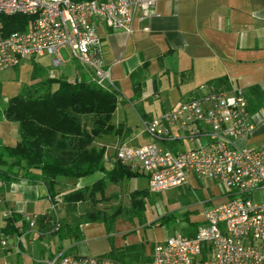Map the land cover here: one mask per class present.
Segmentation results:
<instances>
[{"label":"built area","instance_id":"built-area-1","mask_svg":"<svg viewBox=\"0 0 264 264\" xmlns=\"http://www.w3.org/2000/svg\"><path fill=\"white\" fill-rule=\"evenodd\" d=\"M158 1L0 0V16L28 17L21 30L5 33L0 25V71L42 56H48L54 67L63 66L60 49L67 48L70 58L89 70L97 84L117 89L110 67H104L99 58L98 27L130 33L136 21L155 14ZM69 80L74 83L79 78ZM143 127L151 142L138 146L99 143L103 161L139 165L151 192L184 185L195 175L212 180L224 196L203 211L194 236L175 234L157 241L148 264H264V200L252 197L254 191L264 189V139L258 145L241 143L253 129L244 91L207 90L165 109ZM174 127L190 146L171 150L159 144L176 138ZM2 214L7 217L11 211ZM33 223L30 220L29 225ZM58 227L55 216L53 229ZM23 236L19 234L17 240L23 242ZM7 238L0 239L2 246ZM43 264L127 263L106 255L63 251Z\"/></svg>","mask_w":264,"mask_h":264},{"label":"crops","instance_id":"crops-1","mask_svg":"<svg viewBox=\"0 0 264 264\" xmlns=\"http://www.w3.org/2000/svg\"><path fill=\"white\" fill-rule=\"evenodd\" d=\"M98 33L100 61L110 67L120 94L112 120L122 126L120 135L107 136L100 143H149L153 139L144 131L145 121L179 102L198 98L207 90L234 88L244 91L253 122L251 133L241 143L258 145L264 139V0H159L155 14L136 21L130 33L104 25H99ZM77 72L75 63L72 76L67 78L72 79ZM133 73L137 97L131 80ZM49 75L56 77L51 71ZM26 83H31V72ZM172 134L175 139L159 144L171 150L191 145L180 138L177 128H172ZM144 136L149 141L141 140ZM0 140L14 146L19 140L17 124L1 119ZM113 165L104 162L107 169ZM126 166L139 173L133 178H145L147 187V177L140 166ZM92 175L96 176L95 181L102 176L99 172L87 176ZM87 176L78 178L76 184L68 178L58 179L56 195L50 200L41 182L22 179L8 186L0 182V239L8 235L6 245L0 244V264H43L63 251L106 255L112 245L124 246L108 242L110 232L103 222L81 223L75 236L53 231L55 216L60 224H65L81 214L77 206L75 211L66 210L61 188L87 186ZM190 182L193 175L188 178ZM6 210L18 216L12 227L6 225L2 214ZM201 218L202 214L194 221ZM30 220L34 221L31 226ZM189 221L193 222V215ZM21 233L23 242L17 240ZM140 264H146L145 259Z\"/></svg>","mask_w":264,"mask_h":264},{"label":"trees","instance_id":"trees-1","mask_svg":"<svg viewBox=\"0 0 264 264\" xmlns=\"http://www.w3.org/2000/svg\"><path fill=\"white\" fill-rule=\"evenodd\" d=\"M27 20L28 17L23 15L0 16V25L5 33H9L23 29ZM76 65L78 72L75 76L79 80L72 83L65 76H50L45 66L32 61L31 83L23 84L19 93L10 97L3 109L0 108V120L16 123L19 136L14 146L5 145L0 140V182L5 186L22 179L41 182L53 199L58 179H78L95 172L102 174L92 184L62 195L67 211H75L79 203L91 202V207L79 216H72L70 223L60 224L59 221L55 230L52 222L53 231H65L70 236L79 234L81 223L93 221L103 222L107 232H111L116 213L97 209L95 203L104 199L107 182L118 184L139 176L118 161L109 169L104 166L103 148L98 144L107 136L122 133V126L112 120L120 94L118 89L97 84L90 71L78 63ZM134 79L135 73L131 74V80L137 97ZM139 193L147 196V191ZM139 193L132 194L128 218L143 212V197L136 198ZM17 219L18 216L11 212L6 217V225L12 227ZM185 220L189 221L187 216ZM188 223L184 228L185 235L194 236L197 224ZM138 247L135 243L121 247L112 245L106 256L129 263L124 258L138 259L141 252Z\"/></svg>","mask_w":264,"mask_h":264},{"label":"rangeland","instance_id":"rangeland-1","mask_svg":"<svg viewBox=\"0 0 264 264\" xmlns=\"http://www.w3.org/2000/svg\"><path fill=\"white\" fill-rule=\"evenodd\" d=\"M60 54L65 62L60 67L52 66L49 57L42 56L35 60H25L16 68L4 70L0 74V108L3 109L7 99L16 95L22 85L29 80L32 61L42 64L48 69V73L51 71L56 77H71L72 67L76 62L70 58L67 48H61ZM139 128L136 127V129ZM141 140L147 142L148 139L144 136ZM63 178L73 180L72 184L77 183V179ZM95 178V175L87 176L84 181L90 185ZM61 189V192L65 193L70 191V188L66 187ZM139 191H147V196L143 197ZM134 192L139 193L136 195L137 199L143 197L144 208L141 215L128 218ZM97 197L99 198L100 195L97 194ZM252 197L255 201L264 200V189L254 191ZM223 200L224 196L220 188L208 178L193 175V182H187L164 192H151L146 187L145 178L139 177L122 180L118 184L107 182L104 199L96 202L95 207L109 214L116 213L117 218L112 225L108 242L114 245L135 243L141 247L138 259L127 257L124 261L129 262L127 264H140L145 259L148 264L152 248L157 241L175 234L186 236L184 228H187L189 224V221L185 220L186 216L190 219V215H193V223L198 226L199 221L194 220H198L205 209ZM77 207L83 214L91 207V202L79 203Z\"/></svg>","mask_w":264,"mask_h":264}]
</instances>
